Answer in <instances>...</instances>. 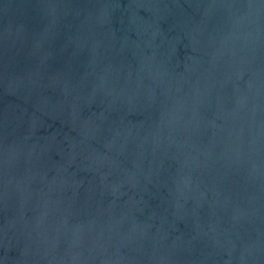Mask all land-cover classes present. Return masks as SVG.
<instances>
[{"label": "water", "instance_id": "obj_1", "mask_svg": "<svg viewBox=\"0 0 264 264\" xmlns=\"http://www.w3.org/2000/svg\"><path fill=\"white\" fill-rule=\"evenodd\" d=\"M0 264H264V0H0Z\"/></svg>", "mask_w": 264, "mask_h": 264}]
</instances>
